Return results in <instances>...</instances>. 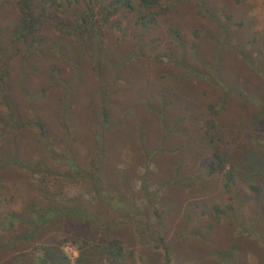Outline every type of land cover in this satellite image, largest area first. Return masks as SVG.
Returning <instances> with one entry per match:
<instances>
[{
	"label": "trees",
	"instance_id": "trees-1",
	"mask_svg": "<svg viewBox=\"0 0 264 264\" xmlns=\"http://www.w3.org/2000/svg\"><path fill=\"white\" fill-rule=\"evenodd\" d=\"M183 6L205 21L192 40L181 32ZM235 15L210 0H0V264H70L59 244L67 237L80 242L74 264H264V176L235 170L216 119L168 97L159 77L147 80V62H165L177 87L196 80L220 106L230 95L257 105L251 137L264 93L226 84L223 69L264 81V58L228 41L247 22ZM226 45L234 51L220 67ZM30 79L43 86L28 89ZM173 104L184 108L168 120ZM160 151L171 156L162 195L145 179ZM67 182L87 185L94 204L67 195Z\"/></svg>",
	"mask_w": 264,
	"mask_h": 264
},
{
	"label": "rangeland",
	"instance_id": "rangeland-1",
	"mask_svg": "<svg viewBox=\"0 0 264 264\" xmlns=\"http://www.w3.org/2000/svg\"><path fill=\"white\" fill-rule=\"evenodd\" d=\"M210 3L215 7L225 6L226 10H236V15L231 22L239 21L244 16L248 17L247 22L244 23V25H241L240 27L236 25L231 26V31L234 30V27H237V31L233 34V36L227 39H229L228 41L232 43H237L240 41L243 42L245 44V47L247 48L246 50L248 52L250 51L253 54V57H257L261 53L264 58V0H210ZM189 7L190 6H188V8ZM182 8L183 9L181 10L180 20L184 28L181 30V32L182 34L187 32V34L189 35L187 36L188 40H192L193 38L190 37V31L194 29V27H201V25H203L205 21L200 17H197L194 10H192L191 13L187 14L185 12L188 8H185L184 6ZM255 36H257V41L253 43L252 39ZM161 45H165L164 39H161ZM226 47L227 48L223 47V51H221L222 59L218 60L220 67H223L225 65L226 59L229 58L225 57V55L227 54L226 49L234 51V47L228 45H226ZM202 50L203 47L200 48L201 53ZM209 55L210 54L207 53L206 56ZM207 59L210 60L209 57ZM169 70L170 67L165 62H160L157 64L147 62V80H154L156 77H159V83L163 87H165L168 97L175 99L177 95H181L184 99L183 105L189 107L191 112L196 111L197 115L199 116L210 115L211 117L215 118L219 123L221 133L223 134L221 138L224 143L225 149L227 148L231 151V162L233 163V168L248 175L255 174L256 176H264V111H261L260 114V116L262 117V121L258 126L256 125L254 129L255 131L251 133L250 137L249 127L251 125V121L260 110L257 105H248L247 107H242V105L239 104V98L234 95H230V99H228L227 103L224 106H220L219 100H217L216 93L211 89V84H199L196 80H191L189 85L183 83L179 86V88L175 86L173 81L169 78L167 74ZM223 73L226 75V79L224 78L226 84L234 85L235 89H237L238 91L242 92L240 88H243L248 94L252 93L249 91V89L257 93L258 90H260L264 93V81L260 78L257 79L248 70H245V72H243L240 68L236 67L234 69H231L230 74H228L224 69ZM13 78L14 77L12 76L11 80ZM26 84L28 86V89L30 90L38 89L40 88V86H43V84H41L38 79L27 80ZM241 85H243L244 87H242ZM50 91H52L53 93L51 94V96H54V94L59 95L61 89L55 87L52 90H47V95L50 93ZM45 98L46 95L44 94V96L42 97V101L45 100ZM262 100L264 101V97H262ZM82 103L83 101H80V103L78 104L75 103L73 107H83ZM209 105L213 106L212 109L209 108ZM183 108L184 107H182L181 104H173L172 107H169L166 118L170 120L172 117L178 116L180 112L183 111ZM184 113L186 112L184 111ZM148 140L149 146L153 147V138H148ZM149 146L147 145V147ZM170 160L171 156L168 152L160 151L157 153L156 163L150 165V173H147V177L145 178L147 180L146 185L148 186L149 190L157 191L160 195H162V190L159 189V184L161 183L163 177V170L165 168V165L168 164ZM116 165L119 169H124L129 166L126 163H117ZM136 170L137 174L135 178L133 177V180H131V185L135 191H138L140 187V181L141 179L143 180L141 175L144 173V169L138 163ZM143 175H145V173ZM238 185L241 190H247L242 183H239ZM64 190L67 195L79 196L91 205L95 202L94 194L85 184L67 182L65 183ZM243 196L245 200L242 214L243 217L250 218L251 215L249 212L254 204H252V198L247 191L245 192V195L243 194ZM136 202L138 206H143L145 201L143 200V198L137 197ZM256 202L257 198L255 199V203ZM186 206L187 203L183 202L181 205L182 210L180 213H178L177 219L180 217V215H183V211H185ZM175 218L176 217L169 215L166 219H170L168 221V226L171 231H173L175 229V225H177L176 222L178 220H175ZM189 225L190 227H192V224ZM216 228L214 229L213 233L215 235V242H218L220 240V228L217 230ZM59 244L62 253L67 258L68 262L70 264H74L77 257H72V252H79L80 242L67 237L63 240H60ZM65 246L69 247L70 250L68 252L63 251V248ZM178 249V253L181 255L183 253V249L182 247H179ZM138 250L139 252H141L139 248ZM33 252L37 256L40 255V252H37V254L36 251ZM122 262L123 263L120 264H148L142 263L139 259H137L136 256L135 260H131L128 256H124Z\"/></svg>",
	"mask_w": 264,
	"mask_h": 264
},
{
	"label": "clouds",
	"instance_id": "clouds-1",
	"mask_svg": "<svg viewBox=\"0 0 264 264\" xmlns=\"http://www.w3.org/2000/svg\"><path fill=\"white\" fill-rule=\"evenodd\" d=\"M70 249H69V247L68 246H65L64 248H63V251H65V252H68ZM79 256V252L78 251H73L72 252V257H78Z\"/></svg>",
	"mask_w": 264,
	"mask_h": 264
}]
</instances>
